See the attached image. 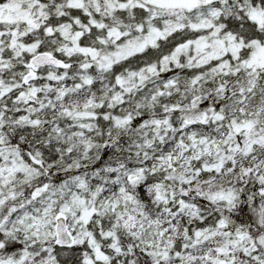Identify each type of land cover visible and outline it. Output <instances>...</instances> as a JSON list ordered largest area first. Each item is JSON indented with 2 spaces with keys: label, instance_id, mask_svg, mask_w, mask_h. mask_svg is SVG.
I'll return each mask as SVG.
<instances>
[{
  "label": "snow or ice",
  "instance_id": "6c2138e0",
  "mask_svg": "<svg viewBox=\"0 0 264 264\" xmlns=\"http://www.w3.org/2000/svg\"><path fill=\"white\" fill-rule=\"evenodd\" d=\"M0 264H264V0H0Z\"/></svg>",
  "mask_w": 264,
  "mask_h": 264
}]
</instances>
